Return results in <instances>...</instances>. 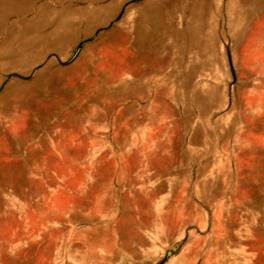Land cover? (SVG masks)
<instances>
[{
  "label": "rangeland",
  "instance_id": "1",
  "mask_svg": "<svg viewBox=\"0 0 264 264\" xmlns=\"http://www.w3.org/2000/svg\"><path fill=\"white\" fill-rule=\"evenodd\" d=\"M0 264H264V0H0Z\"/></svg>",
  "mask_w": 264,
  "mask_h": 264
},
{
  "label": "crops",
  "instance_id": "2",
  "mask_svg": "<svg viewBox=\"0 0 264 264\" xmlns=\"http://www.w3.org/2000/svg\"><path fill=\"white\" fill-rule=\"evenodd\" d=\"M241 2H246L248 0H240ZM159 10H160V6L159 5H154V6H150L149 9H147V11L149 12L150 16L152 17L154 24L157 25V23H159ZM203 19L201 18L198 22V25H194L192 28L194 29H198L199 32H201L202 29V24H203ZM157 27V26H156Z\"/></svg>",
  "mask_w": 264,
  "mask_h": 264
}]
</instances>
